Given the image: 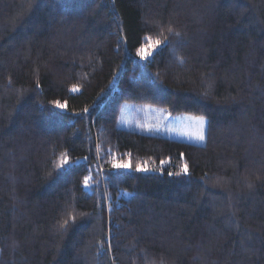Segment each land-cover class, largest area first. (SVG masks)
<instances>
[{"label":"trees","instance_id":"16d2710c","mask_svg":"<svg viewBox=\"0 0 264 264\" xmlns=\"http://www.w3.org/2000/svg\"><path fill=\"white\" fill-rule=\"evenodd\" d=\"M0 264H264V0H0Z\"/></svg>","mask_w":264,"mask_h":264},{"label":"rangeland","instance_id":"374dc122","mask_svg":"<svg viewBox=\"0 0 264 264\" xmlns=\"http://www.w3.org/2000/svg\"><path fill=\"white\" fill-rule=\"evenodd\" d=\"M198 118L191 117V116H179L175 119L174 124L171 126L170 129L164 131V135L168 138L178 139L187 142H193L197 144H203L205 142V135H206V124L207 121L204 119L205 123L203 125V135L204 139L201 141L193 135L198 129V125L196 123ZM130 120V111L126 109L122 121L121 126L126 128L129 124Z\"/></svg>","mask_w":264,"mask_h":264},{"label":"snow or ice","instance_id":"6c2138e0","mask_svg":"<svg viewBox=\"0 0 264 264\" xmlns=\"http://www.w3.org/2000/svg\"><path fill=\"white\" fill-rule=\"evenodd\" d=\"M145 39H146V41H150L151 38L150 37H146ZM159 45H160V41L157 40V41H155L154 44L150 43L149 47L152 48V49H155ZM137 55H139L142 59L143 58H147V56L151 55V51L145 53L144 47H141L140 49L137 50ZM76 90L77 89L73 88V91H76ZM56 106L58 108H61V109H63L65 107V105L61 104L59 101L56 102ZM196 123L198 125V129H197V131L195 133H193V135H195V137L197 139L202 141L204 139V135H203V125L205 123L204 118L203 117L198 118ZM67 162H68V160H67V157L65 156L64 160H63V163L66 164ZM62 166L63 165H61V167ZM113 166L116 167V168H127V167H129V165H127V164H114ZM137 170L147 171L148 169L147 168L141 169V168L138 167ZM186 171H187V169L185 168V172ZM169 175H171V173H169ZM89 179H90V177H85V179H84L85 187L89 186Z\"/></svg>","mask_w":264,"mask_h":264}]
</instances>
